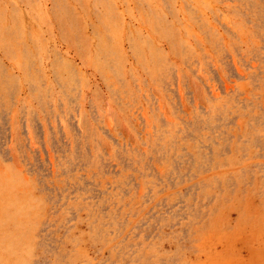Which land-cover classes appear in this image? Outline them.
Here are the masks:
<instances>
[{
	"label": "rangeland",
	"instance_id": "obj_1",
	"mask_svg": "<svg viewBox=\"0 0 264 264\" xmlns=\"http://www.w3.org/2000/svg\"><path fill=\"white\" fill-rule=\"evenodd\" d=\"M0 264H264V0H0Z\"/></svg>",
	"mask_w": 264,
	"mask_h": 264
}]
</instances>
